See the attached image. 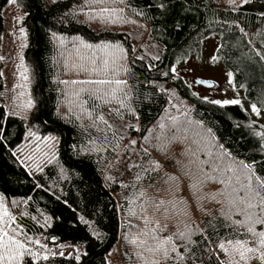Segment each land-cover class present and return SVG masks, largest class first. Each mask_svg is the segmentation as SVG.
<instances>
[{"label":"trees","instance_id":"obj_1","mask_svg":"<svg viewBox=\"0 0 264 264\" xmlns=\"http://www.w3.org/2000/svg\"><path fill=\"white\" fill-rule=\"evenodd\" d=\"M9 14L10 102L1 97ZM131 18L158 55L137 49ZM214 33L255 97L264 0H0V200L14 204L11 226L32 247L44 236L84 248L21 264H110L118 246L125 264H244L245 252L264 264V128L239 104L195 97L174 71ZM111 48L124 52L125 82L96 79ZM162 83L193 100L189 115ZM3 228L0 260L12 258L5 244L25 253Z\"/></svg>","mask_w":264,"mask_h":264},{"label":"rangeland","instance_id":"obj_2","mask_svg":"<svg viewBox=\"0 0 264 264\" xmlns=\"http://www.w3.org/2000/svg\"><path fill=\"white\" fill-rule=\"evenodd\" d=\"M219 1L222 4L237 6L244 0ZM117 15L118 13L114 14V17ZM7 26L8 34L5 35L4 53L2 56L7 82L1 97L7 98L10 102L13 97V92L17 87L15 57L18 50V41L13 32L14 19L11 14L8 16ZM126 28L133 32L135 42H137V49L143 48L145 54L148 56L158 55L160 53V47L153 41L148 40V29L144 24L131 18L127 21ZM219 42V34L214 33L209 36L205 39L198 52L191 55L189 58L176 62L174 66L175 73L181 76L190 85L195 97L220 105L239 104L249 114L252 122L258 123L264 128V86L256 93L255 97H250L248 95V91L250 90L249 79L245 78L241 83L238 82L235 71L227 64L224 55L219 52ZM259 42L260 44H257L254 50L260 57H264V36L260 37ZM124 58V52L117 48H111L104 54H101L98 60L102 63L103 70L99 72V76L96 79H99L102 83L107 82L111 84H115L116 80L125 82L123 74L124 69H122ZM260 74L264 79V68H262ZM200 79L209 80L213 85H207L206 82ZM162 86L169 94L171 102H173L182 113L189 115L188 110L191 108L193 100L190 98L185 99L180 96L171 84L162 83ZM68 104L70 103L68 102ZM131 152L135 153V151ZM187 192L186 190L185 193L189 195ZM0 214L2 216L0 221L4 222L1 238L3 236H8L27 249L25 253L24 251L17 252V247L5 244L4 254H10L12 257L6 258L5 260L11 259L12 264H21L24 257L30 254L42 257H47L49 255H76L80 257L84 253V248L81 244L71 242L51 244L45 240L44 236H39L36 239L35 247H32L31 243L22 239L18 231L11 226L15 214L14 204L5 200H0ZM244 255L247 261L243 263L249 264L251 262V255L247 252H245ZM5 260H0V263L7 264ZM109 260L110 264H125L119 246L111 252Z\"/></svg>","mask_w":264,"mask_h":264},{"label":"water","instance_id":"obj_3","mask_svg":"<svg viewBox=\"0 0 264 264\" xmlns=\"http://www.w3.org/2000/svg\"><path fill=\"white\" fill-rule=\"evenodd\" d=\"M206 84H207V85H210V86L213 85V83H210V82H206Z\"/></svg>","mask_w":264,"mask_h":264},{"label":"flooded vegetation","instance_id":"obj_4","mask_svg":"<svg viewBox=\"0 0 264 264\" xmlns=\"http://www.w3.org/2000/svg\"><path fill=\"white\" fill-rule=\"evenodd\" d=\"M200 80H202V81H204V82H209V80H205V79H200Z\"/></svg>","mask_w":264,"mask_h":264}]
</instances>
